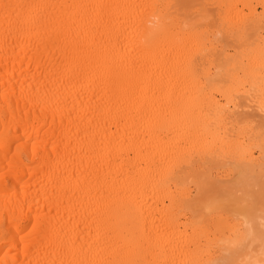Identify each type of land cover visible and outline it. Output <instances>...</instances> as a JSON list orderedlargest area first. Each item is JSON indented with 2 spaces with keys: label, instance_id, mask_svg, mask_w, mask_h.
Instances as JSON below:
<instances>
[{
  "label": "bare ground",
  "instance_id": "6f19581e",
  "mask_svg": "<svg viewBox=\"0 0 264 264\" xmlns=\"http://www.w3.org/2000/svg\"><path fill=\"white\" fill-rule=\"evenodd\" d=\"M0 264H264V0H0Z\"/></svg>",
  "mask_w": 264,
  "mask_h": 264
}]
</instances>
